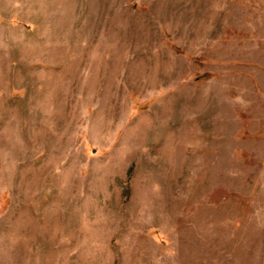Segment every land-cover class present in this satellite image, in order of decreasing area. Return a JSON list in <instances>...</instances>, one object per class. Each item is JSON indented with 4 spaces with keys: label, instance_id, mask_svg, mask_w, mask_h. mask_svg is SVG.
<instances>
[{
    "label": "rangeland",
    "instance_id": "374dc122",
    "mask_svg": "<svg viewBox=\"0 0 264 264\" xmlns=\"http://www.w3.org/2000/svg\"><path fill=\"white\" fill-rule=\"evenodd\" d=\"M0 264H264V0H0Z\"/></svg>",
    "mask_w": 264,
    "mask_h": 264
}]
</instances>
